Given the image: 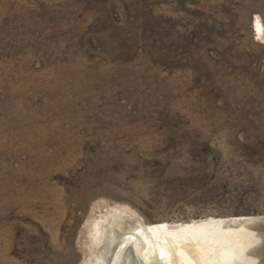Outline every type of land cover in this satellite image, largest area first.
Listing matches in <instances>:
<instances>
[{"label": "rangeland", "instance_id": "1", "mask_svg": "<svg viewBox=\"0 0 264 264\" xmlns=\"http://www.w3.org/2000/svg\"><path fill=\"white\" fill-rule=\"evenodd\" d=\"M145 231L264 264V0H0V264Z\"/></svg>", "mask_w": 264, "mask_h": 264}, {"label": "bare ground", "instance_id": "2", "mask_svg": "<svg viewBox=\"0 0 264 264\" xmlns=\"http://www.w3.org/2000/svg\"><path fill=\"white\" fill-rule=\"evenodd\" d=\"M148 234L145 231L141 234L134 233L135 237H130V243H133L134 249L126 248L128 243H124L123 240L117 245L111 241L108 256L100 259L99 264H148L149 260L152 264L171 263L172 261L174 264L175 260L181 261V264H195L187 251L188 248L178 241L156 240Z\"/></svg>", "mask_w": 264, "mask_h": 264}, {"label": "flooded vegetation", "instance_id": "3", "mask_svg": "<svg viewBox=\"0 0 264 264\" xmlns=\"http://www.w3.org/2000/svg\"><path fill=\"white\" fill-rule=\"evenodd\" d=\"M126 248H129V247H126Z\"/></svg>", "mask_w": 264, "mask_h": 264}]
</instances>
